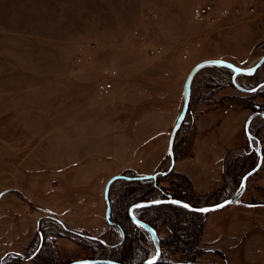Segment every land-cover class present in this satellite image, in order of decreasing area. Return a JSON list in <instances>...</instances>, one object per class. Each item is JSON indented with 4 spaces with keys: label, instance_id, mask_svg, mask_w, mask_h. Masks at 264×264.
<instances>
[{
    "label": "rangeland",
    "instance_id": "rangeland-1",
    "mask_svg": "<svg viewBox=\"0 0 264 264\" xmlns=\"http://www.w3.org/2000/svg\"><path fill=\"white\" fill-rule=\"evenodd\" d=\"M263 53L264 0H0V264L114 261L123 253L129 264L150 260L147 233L136 227L141 240L121 218L128 203L160 194L145 184L152 179H130L169 167V135L192 67L220 60L244 68ZM231 75L223 66L194 74L173 142L176 166L156 178L194 206L229 198L255 162L244 153L243 126L264 104V86L241 92ZM263 81L264 64L236 78L246 89ZM251 126L264 151V122ZM113 178L108 224L104 190ZM240 200L264 204V160ZM140 210L135 216L159 230L161 264H264V207L204 216ZM115 219L126 225V241L112 251L121 242ZM178 224L186 231L176 241L168 229Z\"/></svg>",
    "mask_w": 264,
    "mask_h": 264
},
{
    "label": "water",
    "instance_id": "water-1",
    "mask_svg": "<svg viewBox=\"0 0 264 264\" xmlns=\"http://www.w3.org/2000/svg\"><path fill=\"white\" fill-rule=\"evenodd\" d=\"M263 64H264V53L261 56H259L258 59L253 64H251L248 67H244V68H237L229 62L220 61V60H207V61L200 62V63L196 64L194 67H192L191 70L189 71V73L185 79V83H184L185 96H184L183 107H182L181 112H180L179 116L177 117L175 124H174V126L170 132V135H169L168 148H167V155H168L169 160H170L169 167L164 172L156 173L153 175L142 176V177H135V178H131L130 180H133V181H143V180H148V179L156 180L157 177L164 176L172 170L173 165H174V156H173V150H172L173 149V142L175 139V134H176L177 130L179 129L181 123L183 122V120L185 119V116L187 114V109H188V104H189V99H190V81H191L192 77L194 76V74H196V72H198L201 68L206 67V66H223V67H226L229 70H231V72H232V75H231L232 86L241 92L253 94L257 91L258 88H261L264 86V82L260 83L258 86H256L253 89H246V88H243L237 84L236 78L240 75H243V76L248 77V78L254 76V74L257 72V70ZM256 116H257L256 113L251 114L245 122L244 130H245L247 138L250 137V133L248 131V126H249L251 120L253 118H255ZM260 116L262 118H264V115H260ZM257 154H258V162H257L256 166L251 171L247 172L242 177L239 188L233 194H231V196L229 198H227V199H225V200H223L217 204L210 205V206H203V207H193V206L189 205L188 203L182 202L180 200H175L172 198H166V199H156V200H152V201H148V202H138V203L130 206L128 208V211H127L130 222L134 226L142 229L144 232L147 233V235L150 239V242L154 248L153 257L150 260L144 261L141 264H150V262H152V264H156V262L158 261V259L160 257V241H159L157 233L148 224L142 222L138 217H136L134 214V211H136L138 209H142V208H151V207H157V206H161V205H172V206H177V207L183 208L189 212L198 213L201 215H206L210 212H215V211L221 210L227 206L238 205L240 203L238 201V199L241 197L243 191L245 190V185H246L247 179L251 175H253L261 166L262 156H261V153H259V151ZM115 180H116V178L111 179L108 182V184L106 185V188L104 190V201H105V216H104V218L108 224L110 223V216H111L110 212H111V210H110V204L107 200V187ZM0 196H1V194H0ZM229 201H231V203H228ZM221 204H223L224 207H222V208L217 207L218 205H221ZM185 205H187L188 207H185ZM200 209H209V211H200ZM121 237H122V234H121ZM87 239L92 240V241H96V242L102 243V244L104 243L103 240H100V239L95 238V237H88L87 236ZM41 243H42V241L40 240L37 250L40 249ZM37 250L34 252V254L37 252ZM34 254H32L31 257ZM69 264H120V263L112 261V260H105V259H85V260L74 261V262H71Z\"/></svg>",
    "mask_w": 264,
    "mask_h": 264
},
{
    "label": "trees",
    "instance_id": "trees-1",
    "mask_svg": "<svg viewBox=\"0 0 264 264\" xmlns=\"http://www.w3.org/2000/svg\"><path fill=\"white\" fill-rule=\"evenodd\" d=\"M256 94V93H255ZM252 95H254V94H252ZM253 166H251V168H252ZM251 168H249L244 174H246L249 170H251ZM171 172V171H170ZM169 174V173H168ZM243 174V175H244ZM238 182H239V180H238ZM237 182V183H238ZM130 183H136V185H138L139 183H143V182H140V181H132V182H130ZM146 185H151L152 187H153V189H155V190H157V191H159V194H160V196H159V199H166V198H172V199H175V200H180V201H182V202H185V203H188L189 205H191V206H193V207H198V206H194L193 204H191V203H189V202H187L186 200H184L183 199V195L180 193V192H175L174 190H163L162 188H160L159 186H157V180H152V181H149L148 183H145ZM145 184H143V185H145ZM134 195H137V196H139V197H143L144 195H145V192H141V191H136L135 193H134ZM152 200H155L154 198H152V199H146V200H144V199H139V200H137V201H134V202H130V203H128L127 205H126V207H125V210H124V216H122V218H121V222L122 223H124V220L126 221V224H127V226L129 225V226H131L133 229H135V231H137V233H138V235H140V237H141V240H144V236H143V233L142 232H138L139 230H137L136 229V226H134V225H132V223L130 222V220H129V217H128V213H127V211H128V208L130 207V206H132L133 204H136V203H138V202H148V201H152ZM160 207H166V208H171V209H174L175 211L177 210V211H179L180 213L182 212V213H187V214H194V215H199V216H204V215H201V214H198V213H193V212H189V211H186L185 209H183V208H180V207H177V206H172V205H161V206H157V207H151V208H142L140 211H145V210H148V209H154V208H160ZM110 210H111V212H110V214L111 215H113V209L110 207ZM124 219V220H123ZM139 219L142 221V222H144V223H146V224H148L157 234H159V230L157 229V226L154 224V222L152 223V222H149V221H147L146 219H143V217H142V215H141V213H140V216H139ZM122 223H118L117 222V220L115 219V221H114V226L120 231V234H122V237H121V242L115 247H111L112 248V251H114L113 249H117V247H120V246H122L124 243H125V241H126V234H125V229H126V225H123ZM172 227H169V229H168V231H169V234H170V236H172L173 238H175L176 239V241H177V239H178V237H181V236H183V234H184V231L183 230H185L186 231V228H185V225H182V224H178V225H171ZM190 232V231H189ZM191 233V232H190ZM177 243V242H176ZM99 245L101 246V247H104V245L102 244V243H99ZM162 245V243H161V240H160V250H161V246ZM103 249H105V248H103ZM109 258V259H108ZM120 258L121 259H116V260H114V261H116V262H118V263H120V264H129L130 262H131V257H130V255L129 254H127L126 255V253H123L122 254V256H120ZM162 258V250H161V255H160V260L158 259V261L156 262V264H161V260L163 259H161ZM31 259H33V258H31ZM85 259H94V258H85ZM96 259H105V260H112L113 261V259H112V257H104V258H96ZM30 260V259H29ZM145 259H143V260H141L140 262H139V264H141V262L142 261H144ZM28 261V260H27Z\"/></svg>",
    "mask_w": 264,
    "mask_h": 264
},
{
    "label": "flooded vegetation",
    "instance_id": "flooded-vegetation-1",
    "mask_svg": "<svg viewBox=\"0 0 264 264\" xmlns=\"http://www.w3.org/2000/svg\"><path fill=\"white\" fill-rule=\"evenodd\" d=\"M264 82V81H263ZM262 82V83H263ZM259 89L260 88H258L257 89V91L255 92V93H257L258 91H259ZM255 93H253V94H255ZM253 108H254V112H252L251 114H253V113H256L257 114V116L255 117V118H261L262 119V121L264 122V118H262L260 115H264V104H262L261 103V105H255V106H253ZM250 114V115H251ZM249 115V116H250ZM248 116V117H249ZM247 117V118H248ZM247 118H246V120H247ZM255 118H253L252 120H251V122H250V124H249V126H248V131H249V133H250V137L249 138H247V136H246V133H245V130L243 129V134H244V136H245V138H246V145H247V150H245L244 151V153L246 154V156H252V158H254V160H255V162H254V165H253V167L251 168V170L256 166V164H257V162H258V151H259V153H261V156H262V161H261V166L260 167H262V164H263V160H264V151H263V146H262V141H261V139H260V137L257 135V137H256V135L254 134V132L252 131V122L254 121V119ZM246 120H245V122H246ZM245 122H244V126H245ZM244 126H243V128H244ZM257 132V131H256ZM259 167V168H260ZM251 170H249V171H251ZM260 169H258L256 172H258ZM248 171V172H249ZM255 172V173H256ZM245 175V174H244ZM246 186V185H245ZM245 191V190H244ZM244 191H243V193H244ZM243 193H242V195H243ZM241 195V196H242ZM225 199H227V198H225ZM224 199V200H225ZM241 197L238 199V201L240 202L238 205H235V206H245V207H247V208H249V207H254V208H261V207H264V204H262V203H252V204H248V203H243V202H241ZM235 206H233V207H235ZM229 207V206H228ZM40 240L42 241V243H41V247H42V245H43V239H42V237L40 236ZM40 240H39V242H40ZM41 247H40V249H41ZM40 249H38L37 250V252L32 256V258H34V257H36L39 253H40ZM18 257H20V256H18Z\"/></svg>",
    "mask_w": 264,
    "mask_h": 264
},
{
    "label": "snow or ice",
    "instance_id": "snow-or-ice-1",
    "mask_svg": "<svg viewBox=\"0 0 264 264\" xmlns=\"http://www.w3.org/2000/svg\"><path fill=\"white\" fill-rule=\"evenodd\" d=\"M228 203H231V201H229ZM185 207H188V206L185 205ZM217 207L222 208V207H224V205L221 204V205H218ZM200 211H209V209H200ZM150 264H152V262H150Z\"/></svg>",
    "mask_w": 264,
    "mask_h": 264
},
{
    "label": "bare ground",
    "instance_id": "bare-ground-1",
    "mask_svg": "<svg viewBox=\"0 0 264 264\" xmlns=\"http://www.w3.org/2000/svg\"><path fill=\"white\" fill-rule=\"evenodd\" d=\"M257 59H258V58H256L255 60H253L248 66H250L251 64H253ZM248 66H247V67H248ZM244 120H245V119H244ZM242 126H243V125H242ZM174 166H176V163H174ZM260 168H261V167H260ZM260 168H259V169H260ZM214 204H215V203H214ZM214 204H213V205H214ZM227 207H228V206H227ZM227 207H225V208H227ZM223 209H224V208H223ZM223 209H222V210H223ZM215 212H217V211H215ZM215 212H214V213H215Z\"/></svg>",
    "mask_w": 264,
    "mask_h": 264
}]
</instances>
